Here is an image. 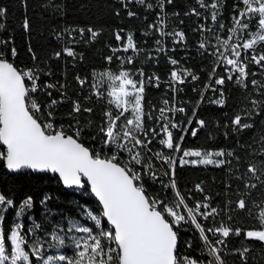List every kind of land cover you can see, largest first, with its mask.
<instances>
[{"label":"snow or ice","instance_id":"obj_1","mask_svg":"<svg viewBox=\"0 0 264 264\" xmlns=\"http://www.w3.org/2000/svg\"><path fill=\"white\" fill-rule=\"evenodd\" d=\"M133 2L146 10L159 9L155 18L156 22L147 26L157 34L154 40L157 53L166 51L164 37L172 36L177 44L185 41L183 31L171 29L166 24L169 15L166 7L173 5L174 0H156L155 4L148 0H120L124 7ZM196 2L200 8L204 9V12L193 8L190 12H185V15H195L208 20L209 15L205 13H209L212 25L218 24L216 31L203 24L198 25V30L211 33L216 41L214 51L209 53L214 57V67L209 73L208 83L203 85V88L204 91H210L213 94L219 93L221 98L210 102L222 107L225 103L223 88L226 81L235 82L238 86L246 88L247 78L256 75L249 71V66L255 64L264 70V48L258 51L254 47L257 43V34L258 39L264 41V0H238L233 5L232 26L227 29L230 34L225 39H221L217 34L225 29V24L220 18L224 0H209V2L196 0ZM119 14V12L116 13V15ZM127 15L133 17L136 13L128 11ZM173 15L178 16L179 13H173ZM6 16L7 9L0 7V30L4 28L3 20ZM22 27L25 31H30L27 17ZM253 27L257 30L256 32L252 31ZM68 31L71 34L75 30ZM78 31L81 38L86 32L90 33L91 40H95L99 35L92 28ZM121 32L115 34L116 41L123 39ZM249 35L252 38L244 39ZM240 40L244 42L241 43ZM9 45V41L0 40V162L12 173L30 170L33 173L58 174L63 186L69 189L75 187L78 190H85L86 193L95 197L101 206L98 209L99 214L88 212V216L95 223V228L100 231L93 234L88 227L76 229L80 233L87 234V239H83L82 242L77 241L76 248L79 249L77 258L74 261L69 260L68 264H85V262L86 264H200L199 258L190 259L188 255H181L178 234L183 224L195 225V229L199 231V238L202 241L201 252L206 250V258H211L207 260V264H227V261L223 259L225 251H234L241 264H248L247 255L250 251L248 246L240 249L229 248L230 234L241 236L243 231L239 227L233 228L223 222L221 213L232 210L231 204L226 205L224 210H218L208 202L210 198L205 196L203 202L196 201L189 206L187 199L190 197L178 189L174 179L177 159L163 152H156L154 156L149 155L153 153L151 145L162 132L164 136L159 143L173 152L181 153L178 160L180 166L191 163L221 167L231 163L230 160L223 158L232 157V152L184 150L181 147L183 136L180 137V143L174 142L173 130L184 131L175 120L176 114L186 113L184 107H161L159 117L150 115L147 117L160 122L159 131L157 128H148L143 108L146 88L144 71H139L141 77L139 80L134 79L129 71H121L118 75L106 73L111 85L108 91L110 103H114L119 111L115 115L111 111L105 113V123L98 129L102 134L99 137L101 149L96 151L94 148L85 146L81 139L84 132L83 126H75L71 132L63 126L55 127L56 108L68 99L66 92L61 91L65 85L40 82L42 75H52V73L50 70L45 72L39 68V58L31 48L29 52L32 53L33 61L37 63L27 70L16 66L14 60L18 53L15 47ZM210 46L209 40H202L199 43V49L204 50L201 54L207 52ZM130 49L137 53L140 51L131 34L127 36L126 45L122 49L113 48V55L106 59L111 63L117 52L127 53ZM64 52L68 57L75 58L76 53L71 48L66 47ZM55 57L60 59L61 52H56ZM149 58L151 59V56ZM126 62L133 63V57L129 56ZM170 63L178 65L179 61L171 59ZM218 68H222L223 73L219 72ZM188 77H191L192 81L199 80V77L188 69L176 68L171 71L172 91L174 93L182 91L178 85L185 84ZM76 79L83 87L85 81L80 77ZM159 79L154 76L147 77L148 82H155L156 87H159ZM250 83L254 88L264 89V81L253 78ZM52 90L59 92V99L53 97ZM41 92H46L51 98L46 109L38 103ZM261 95L264 96V91ZM204 98L201 94V101ZM164 104L168 105L169 101L165 100ZM251 104L255 109L264 105V101L253 99ZM82 111L91 113L92 108L82 107L78 101H73L72 113L79 114ZM129 111L132 118L124 115ZM168 113L173 115L170 117ZM254 114L253 110H247L249 118ZM73 119L75 120V117ZM75 123L80 125L79 120H75ZM186 123L191 125L192 120L189 119ZM196 123L199 127L191 129L192 137H196L200 129L206 127L203 119H197ZM231 123L235 126L232 131L236 132L253 127V124L243 119L241 115H236ZM93 139L97 137L94 136ZM113 145L116 151H112ZM261 149L264 150V134L261 138ZM120 153H126L128 159L123 160ZM260 155H264V151ZM153 159L161 163L156 165ZM246 174H250L249 179L259 180V187L264 189V160L251 163ZM163 176L169 177L168 182L164 181ZM145 177L151 179L154 184H160L155 194L146 191ZM244 186L253 189L258 187L255 183H245ZM169 190L171 195L167 194ZM196 190L201 193L204 191L200 185L196 186ZM232 203L235 209L249 210V215H253L245 199L240 198ZM13 204V200L6 199L0 194V206L11 207ZM25 204L31 207L33 201L29 198ZM257 207L261 210L255 215L264 221V207L260 205ZM2 212L3 207H0V213ZM101 215L106 218L107 227L101 228ZM198 217H202L209 223L202 225L198 222ZM217 217L221 219L218 221ZM4 219L5 216L0 214V222ZM228 220H232L231 215L228 216ZM17 227L19 228V224ZM39 227L41 226L35 225V228ZM35 228L29 231H35ZM243 238L264 244V223L259 227L243 231ZM26 239L27 237H22L18 231L10 230V237L7 238L10 247L9 256L6 254V237L0 226V264H30V255L24 247ZM187 247L192 246L188 244ZM35 255L37 261L43 259L39 249ZM51 259L52 257H48V260ZM58 259L65 261L66 257L60 255ZM48 260H45L44 264H48Z\"/></svg>","mask_w":264,"mask_h":264},{"label":"trees","instance_id":"obj_2","mask_svg":"<svg viewBox=\"0 0 264 264\" xmlns=\"http://www.w3.org/2000/svg\"><path fill=\"white\" fill-rule=\"evenodd\" d=\"M148 2L155 4L156 0H148ZM237 2L238 0H224L220 18L225 24V29L217 32L221 39H225L230 34L227 29L232 26L233 5ZM0 7L7 9V16L3 20L4 28L0 30V40L9 41V46L16 48L18 55L14 60L15 65L27 70L37 63L33 61L32 53L29 52L31 48L39 58V68L45 72L50 70L52 73V75H42L40 82L65 85L61 91L66 92L68 99L56 108L55 127L63 126L71 132L73 127L83 126L84 132L81 139L85 146L94 148L96 151L101 149L99 137L102 134L98 129L105 123V113L111 111L115 115L119 111L114 103H110L111 98L108 96L110 81L106 73L118 75L121 71H129L134 79L139 80L141 79L139 71H144L145 122L148 128H157L158 131L159 122L147 117L149 115L157 117L162 103L165 100L170 102L172 95L167 91L165 84H159V87H156L154 82H148L147 77H159V82L164 83L168 80L171 71L176 68L188 69L199 77L197 81H192L191 77H188L185 84L179 86L182 91L175 93L176 101L186 109V113L178 116L180 128L184 131L180 129L175 131L174 142L180 143V137L183 136L181 147L184 150L202 152L223 150L226 153L232 152L233 156L223 158L230 160L231 163L221 167L190 164L180 166L177 159L174 176L177 187L190 197L187 199L189 206L196 201L203 202L205 196L210 198L208 202L218 210H224L226 205L231 204L232 210L223 211L221 216L223 222L233 228L239 227L246 231L264 223L255 215L261 210L257 205L264 207V189L259 187V180L249 179L250 174H246L251 163L264 160V155H260L264 151L261 149V138L264 134V105L253 109L251 104L253 99L264 101V96L261 95L264 89L254 88L250 83L253 78L264 81V70L251 64L249 71L256 75L247 78L246 88L238 86L235 82L226 81L223 88L224 106L210 102L221 98L219 93L213 94L210 91H204L203 88V85L208 83L209 73L214 67V57L209 53L214 51L216 41L211 33L199 31L198 25H207L216 31L218 24L212 25L209 13H205L209 15L208 20L195 15H185V12H190L193 8L204 12L196 0H174L173 5L166 7L169 14L166 24L171 29L183 31L185 41L177 44L172 36L164 37L166 51L160 53L156 52L157 46L154 43L157 34L147 27L156 22L158 8L146 10L135 2L124 7L120 0H26V4L25 0H0ZM128 11L135 12L136 15L129 17ZM117 12L120 14L116 15ZM173 13H179V15L176 16ZM25 17L29 20L30 31H25L22 27ZM87 28H92L99 33L95 40H91L90 33L87 32L83 38L80 37L78 30ZM70 29L75 31L69 34ZM255 30L253 27L252 31ZM117 32H121L123 37L121 41L115 39ZM129 34L133 36L134 43L140 51L138 53L117 52L113 56V61L109 63L106 57L113 55V48L122 49ZM249 36H245L244 39H249ZM204 39L209 40L211 46L202 55L201 52L204 50L199 49V43ZM66 47L76 53L75 58L66 55L64 52ZM254 47L259 51L264 48V42H258ZM56 52H61L60 59L55 57ZM129 55L133 57V63L130 65L126 62V57ZM171 59L178 60L179 64L172 65ZM218 71L223 73L222 68H218ZM77 77L85 81L83 87L77 81ZM97 92L100 94L97 95ZM201 94L205 97L203 101H201ZM52 95L57 99L60 98L56 90H52ZM50 99L46 92H41L38 103L46 109ZM73 101H78L82 107L92 108V112L72 113ZM247 110H253L255 114L249 118ZM194 112L195 116H193ZM124 115L131 118L130 111ZM236 115H241L243 119L253 124V127L240 132L232 131L235 126L231 121ZM73 117L79 120L80 125H76ZM189 119L192 120L191 125L186 123ZM197 119H203L206 127L200 129L196 137H192L191 129L199 127L196 123ZM94 136L97 139H93ZM158 139L157 137L151 145L153 153L149 155L154 156L156 152H163L166 155L175 157L177 154L178 158L180 157L181 153L158 145ZM112 151H116L114 145ZM106 154L110 153L106 152ZM120 155L123 160L128 159L126 153H120ZM153 163L159 165L161 161L153 159ZM164 167L167 168L166 165ZM162 178L168 182L165 176ZM245 183H255L258 187L245 188ZM197 185L203 188L202 193L196 190ZM144 186L150 194H155L160 188L159 183L154 184L148 177L144 179ZM0 194L14 202L11 207L1 206L3 212L0 213L5 216L0 226L6 237L7 255L10 254L7 238L10 237V230H13L16 224L17 210L29 198L33 201L29 215L32 216L35 224L41 226L33 231V239L41 243L39 251L43 258L47 253L39 230L44 229L47 223L57 225L66 221H80L86 210L99 214L98 203L85 190H65L59 179L49 174L31 172L10 174L5 170L2 162H0ZM167 194L171 195V190ZM240 198L246 200L253 215H249V210L235 209L232 202ZM229 215L232 216V220H228ZM220 219L221 217H217L218 221ZM101 220V228L107 227L102 215ZM198 222L202 225L209 223L202 217H198ZM29 226L27 217H24L22 233L31 240ZM243 231L241 236L230 234L229 248L240 249L248 246L250 248L247 255L248 264H264V244L244 239ZM179 241L183 245L191 244V248H183L189 257L199 258V260L206 258V250L201 252L202 241L194 225L183 224L180 227ZM30 259L31 264H41L42 261V259L37 261L35 254H30ZM223 259L227 261V264H241L234 251H225Z\"/></svg>","mask_w":264,"mask_h":264},{"label":"rangeland","instance_id":"obj_3","mask_svg":"<svg viewBox=\"0 0 264 264\" xmlns=\"http://www.w3.org/2000/svg\"><path fill=\"white\" fill-rule=\"evenodd\" d=\"M256 31L257 30H255L254 32ZM249 38L252 37L249 36ZM234 39H238V38H234ZM258 42H264V41H260L258 39V34H257V43ZM88 212L91 211L86 210L81 216L80 221H76V220L66 221L57 225H55L54 223H49V224L47 223V226L44 229L39 230V232L42 235L41 239L44 241L45 244L44 247L45 251L47 253L46 256L42 259L41 264H44V261L48 260V257H52L51 260H48V264L68 263L69 260L74 261L77 258V253L79 249L76 248V243L77 241L82 242L83 239H87V234L80 233L76 229L81 227H88L90 230H92L93 234H96L98 231H100V229L95 228V223L88 216ZM29 213H30V207H28L25 204V202L17 210L16 224L12 231H18V233L21 234L22 237H25L22 233L24 217H27V220L30 223L28 229L35 228V225H37L32 221V216L29 215ZM17 224H19V228L17 227ZM30 234L32 236V239L30 240L29 238H27L24 247L25 250L29 253V255L30 254L34 255L37 249H40L42 245L41 243H37L33 239L34 237L33 232H30ZM60 255H64L66 257L65 261H60L58 259ZM30 264H31V259H30Z\"/></svg>","mask_w":264,"mask_h":264},{"label":"built area","instance_id":"obj_4","mask_svg":"<svg viewBox=\"0 0 264 264\" xmlns=\"http://www.w3.org/2000/svg\"><path fill=\"white\" fill-rule=\"evenodd\" d=\"M125 45H126V42H125ZM129 52H132V50L130 49L129 50ZM130 56V55H129ZM129 56H127L126 57V61H127V58L129 57ZM128 64V63H127ZM130 65V64H129ZM155 83V82H154ZM159 84H165L166 85V87H167V91L169 92V93H171V95H172V99H171V101L169 102V104L168 105H165L164 104V102L162 103V106L161 107H173V106H175V107H181V105L176 101V98H175V93L172 91V89L170 88V75L168 76V80L166 81V82H164V83H162V82H159ZM180 85H178V87H179ZM218 87V86H217ZM173 97H174V99H173ZM181 114H183V113H178V114H176L175 115V120L178 122V116L179 115H181ZM168 115L171 117L173 114L172 113H168ZM160 116V111L158 110V113H157V117H159ZM160 123V122H159ZM179 123V122H178ZM177 129H174L173 130V132L175 133V131H176ZM164 136V134L161 132V135L158 137L159 139H158V145H160V146H162V147H164L163 145H161L160 143H159V140L162 138ZM165 148V147H164ZM174 158H176V159H178L179 160V158H178V155L176 154L175 155V157ZM188 159H198V158H188ZM126 161V160H125ZM190 165H193V164H191V163H189ZM193 166H205V165H201V164H196V165H193ZM208 166V165H207ZM165 178H166V180L168 181L169 180V177H167V176H165ZM175 179V178H174ZM203 210V209H202ZM194 227H195V225H194ZM198 231V230H197ZM199 232V231H198ZM180 239V228H179V234H178V240ZM180 244H181V246H180ZM184 247H186L187 248V245H183V243H180V241H179V249H180V252H181V255L183 256V255H187L185 252H184ZM190 259H193V258H191V257H189ZM208 259H211L210 257H207V258H205V259H201V260H199L200 261V264H207V260Z\"/></svg>","mask_w":264,"mask_h":264},{"label":"water","instance_id":"obj_5","mask_svg":"<svg viewBox=\"0 0 264 264\" xmlns=\"http://www.w3.org/2000/svg\"><path fill=\"white\" fill-rule=\"evenodd\" d=\"M5 170H6L8 173H10V174H14V175H18V174H20V173L31 172L30 170H24V171H22V172H20V173H12V172H9L6 168H5ZM31 173H33V172H31ZM37 174H49V175L56 176V177L58 178V174H52V173H37ZM58 179H59V178H58ZM60 183H61L62 187H63L65 190H78V189H76L75 187H73V188H71V189L66 188L65 186H63V184H62L61 181H60ZM92 197H93V196H92ZM93 198H94V200L98 203V201L95 199V197H93ZM98 205H99V203H98ZM99 207H101V206H99ZM103 220H104V222L106 223V218L103 217ZM106 224H107V223H106Z\"/></svg>","mask_w":264,"mask_h":264}]
</instances>
